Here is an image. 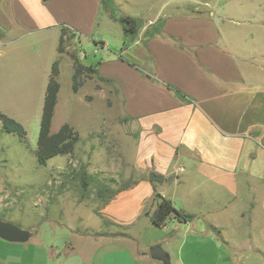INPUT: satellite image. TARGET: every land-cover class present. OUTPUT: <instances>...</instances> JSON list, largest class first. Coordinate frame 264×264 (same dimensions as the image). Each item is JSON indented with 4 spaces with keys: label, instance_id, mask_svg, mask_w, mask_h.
<instances>
[{
    "label": "crops",
    "instance_id": "crops-1",
    "mask_svg": "<svg viewBox=\"0 0 264 264\" xmlns=\"http://www.w3.org/2000/svg\"><path fill=\"white\" fill-rule=\"evenodd\" d=\"M113 2L120 14L146 17L130 42L100 0H0L6 46L63 26L95 51L115 49L96 64L84 55L90 64L79 63L96 71L81 86L119 96L132 130L128 178L106 182L114 194L96 199L97 225L70 229L63 248L45 249L46 238L28 229L24 241L0 236V264H164L153 245L169 264H264V85L246 67L260 65L243 63L207 1ZM155 191L192 217L153 225Z\"/></svg>",
    "mask_w": 264,
    "mask_h": 264
},
{
    "label": "rangeland",
    "instance_id": "rangeland-1",
    "mask_svg": "<svg viewBox=\"0 0 264 264\" xmlns=\"http://www.w3.org/2000/svg\"><path fill=\"white\" fill-rule=\"evenodd\" d=\"M176 1L181 6L199 3V7L209 2L210 9L217 12L219 24L229 28L231 47L245 59L243 63L253 61L260 65L254 70L245 64L248 72L257 75L264 85V0ZM137 18L140 25L146 22V17ZM238 29H242L241 39L233 35L239 33ZM63 34L70 38L62 39ZM73 35L75 31L61 26L41 33L33 41L6 46L0 31V114L16 120L24 129V134L19 135L5 130L0 121V220L31 230L34 237H42V242L46 238L45 249L70 245L68 231H84L87 219L97 225L100 218L95 210L101 199L96 193L97 183L122 185L130 170L126 156L132 130L129 118L122 113L120 97L89 95L93 89L88 83L77 91L71 87L70 54L80 62L84 55L87 60L94 58L96 64L106 51L115 49L95 51V45L88 46L89 42L71 38ZM241 43L243 46L239 47ZM83 63L90 64L84 60ZM53 66L59 91L50 130L55 132L68 123L79 140L71 156L58 154L40 163L35 150L44 92ZM81 171L92 178L87 190L80 184ZM108 190L104 193L107 196Z\"/></svg>",
    "mask_w": 264,
    "mask_h": 264
},
{
    "label": "trees",
    "instance_id": "trees-1",
    "mask_svg": "<svg viewBox=\"0 0 264 264\" xmlns=\"http://www.w3.org/2000/svg\"><path fill=\"white\" fill-rule=\"evenodd\" d=\"M102 8L108 12L109 16L120 23L122 26L125 37L129 39H134L137 35L138 29L141 26L140 20L129 15H123L118 12L117 6L113 0H100ZM158 31L147 30V36L154 35ZM73 59V72L71 87L73 91H77L78 87L84 82L88 77L96 71L95 68L91 66H84L79 63L78 58L70 54ZM133 64V63H131ZM54 75H57V71L52 67V74L46 88L43 105L40 116V129L39 135L36 143L35 156L38 162L44 163L46 159L53 157L58 154H66L71 156L74 152V146L79 140L78 133L74 130L72 126L68 123H63L57 131L52 132L50 130L51 120L54 114V107L57 102V94L59 91V84L54 80ZM0 121L2 126L7 131L16 132L19 135L24 134V129L22 125L16 120L9 118L4 114H0ZM82 168V167H81ZM150 181L155 184L160 176L156 173H151L149 176ZM91 175L81 171L80 174V184L83 189L88 187L91 181ZM96 193L100 198H108L114 192H110L107 196L104 193L108 190L107 184L97 183ZM154 199H156V205L153 209L147 212L150 217V221L153 225L160 227L167 219L173 215L179 221L189 220L192 216L183 213L181 210L176 209L170 199L160 196L159 193L155 191Z\"/></svg>",
    "mask_w": 264,
    "mask_h": 264
},
{
    "label": "water",
    "instance_id": "water-1",
    "mask_svg": "<svg viewBox=\"0 0 264 264\" xmlns=\"http://www.w3.org/2000/svg\"><path fill=\"white\" fill-rule=\"evenodd\" d=\"M0 236L9 241H24L28 233L12 223L0 220ZM149 253L152 257L162 260L164 264H169L168 254L158 245L151 246Z\"/></svg>",
    "mask_w": 264,
    "mask_h": 264
}]
</instances>
